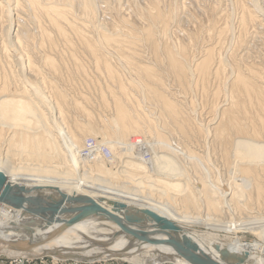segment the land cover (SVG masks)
<instances>
[{"label":"bare ground","instance_id":"obj_1","mask_svg":"<svg viewBox=\"0 0 264 264\" xmlns=\"http://www.w3.org/2000/svg\"><path fill=\"white\" fill-rule=\"evenodd\" d=\"M127 2L129 13L122 9L121 0H0V56L6 61L15 56L17 65L20 62L18 68H2L0 172L15 194L53 211L65 215L88 212L93 207L90 203L118 215L123 213L117 207L149 209L172 222L217 261L264 264V241L241 242L235 235L225 247L223 239L216 241L214 235H201L195 229V225H202L206 228L203 232L236 234L247 228L264 236V65L249 61L248 51L241 53L247 47L246 38L254 34L248 35L247 29L255 19L257 22L259 2L233 0L240 9L238 31L233 36L231 13L223 11L222 0L205 2L202 7L187 6L181 0ZM98 7L105 9L101 20L96 16ZM11 10L15 12L14 25ZM187 12L193 16L192 25L189 21L191 29L183 30L174 24L178 16L182 17L180 13ZM195 14L218 24L217 34L208 28L202 34L201 47L197 46L202 38L197 28L203 21ZM215 36L217 41H213ZM227 36L234 37L232 46L221 53ZM60 41L73 62L66 82L73 79V73L82 74L87 83L93 82L89 71L103 76L97 104L108 112V123L116 132L104 126L98 128L85 92L75 96L63 87L66 63L57 47ZM73 41L85 56L91 57L92 65L78 57ZM143 45H150L151 61L142 56ZM22 58L26 64H21ZM194 73L196 81L204 82L210 76L216 80L220 75L230 76L225 92L218 87L210 94L206 110L204 100L209 94L202 95L197 108L194 99L178 95L173 86L177 84L180 91L184 90ZM189 75L190 79L186 78ZM165 76H173L174 80ZM219 97L224 98L221 104ZM141 99L149 107L146 112L142 111ZM167 130L174 132L170 135L178 140L179 153L168 142ZM137 133H146L157 142H147L143 134L145 140L137 143L138 137L133 138ZM88 134L105 144L93 137L85 139ZM192 135L196 141V137L206 140L211 136V145L219 140V161L234 176L227 171L231 175L228 183L224 182L227 186L219 187L217 176L213 175L212 180L213 173L209 175L211 168L202 153L182 143L184 139L191 141ZM144 153L149 157L144 158ZM199 165H205L202 172ZM187 166L189 170L195 167L197 173H190ZM16 202L12 197L7 203L0 202V253L51 254L81 260L116 256L147 264L164 260L191 264L170 245L140 242L124 235L122 226L138 229L143 223L141 230L150 240L166 239L139 212L119 220L87 218L28 248L21 234L27 231L22 226H30L36 239L46 238L59 227L55 223L41 227V219ZM236 213L244 214V218L235 219ZM133 250H139L138 255ZM143 253L146 256L142 258Z\"/></svg>","mask_w":264,"mask_h":264},{"label":"rangeland","instance_id":"obj_2","mask_svg":"<svg viewBox=\"0 0 264 264\" xmlns=\"http://www.w3.org/2000/svg\"><path fill=\"white\" fill-rule=\"evenodd\" d=\"M181 1H186V5L188 6V5H196V7L197 6H199V7H202V5L204 4H206V3H210L211 1H213V0H197V2L195 1V0H190V1H187V0H181ZM196 3H195V2ZM258 2H259V6H260V8H262V10L259 8V10H260V12L261 13H258L259 12V10L256 12V15H255V17L257 18V22H256V19H255V23L254 24H256V25H249L248 27V29H247V31H248V35L250 34L251 35V33L253 34V36L251 35V36H249V38L247 37L246 39V42H247V44H246V42H245V44L247 45V47H246V49H241V53H244L245 51H248V54H249V56H250V60L249 61H251V62H254L256 65H258V66H263L264 65V47H261V45H263L264 44V42H262L261 40H263V35H264V0H257ZM187 2H188V4H187ZM195 3V4H191V3ZM203 2V3H202ZM206 2V3H205ZM100 3H102V2H100ZM246 3L249 5V3H248V1H246ZM200 4V5H199ZM121 5H122V9L123 10H125V12H128L129 13V10H130V7H128V2H127V0H121ZM222 8H223V11H228L229 13H231L230 14V22L232 23V25H233V31H231V34H232V36H233V34L235 33V34H237V29L236 28H238L237 26L238 25H236V24H238V17L240 16V9L234 4V2H233V0H222ZM262 6V7H261ZM128 9V10H127ZM194 9V8H193ZM127 10V11H126ZM103 11H105V9L103 8L102 9V11L100 10V8L98 7V10H96V16H97V18L99 19V20H101L102 19V12ZM232 11V12H231ZM236 11V12H235ZM238 11H239V13H238ZM181 15H182V17L181 16H178V19H176V21L177 22H175V24L174 25H176L177 24V26H181L182 28H183V30H189V28L191 29V25H192V22L190 21V19L192 20L193 19V16H190L191 15V13H189V12H187V14H185V13H180ZM179 14V15H180ZM260 14H262V15H260ZM260 15V16H259ZM188 16V17H187ZM195 16H197L201 21H203V23L201 24V26L199 25V27L197 28L198 29V32H200V34L201 35H199V38L200 37H202V38H200V40H199V43L197 44V46L198 47H201L203 44H201L200 43V41L202 40V41H204L203 40V36H202V34L204 35V32H206L207 31V28L210 30V31H213V32H215V34H217L216 33V31H217V26H216V24L214 23V21L212 20V18H209V19H207L206 20V18L204 19H202L200 16H198V14H195ZM262 16V17H261ZM10 17H11V19H12V22H13V25L15 24V12L13 11V10H11V14H10ZM261 17V19H259ZM186 18V19H185ZM188 18V19H187ZM183 21H185L184 23L182 22V20ZM178 20H180V23L178 24ZM260 20V21H259ZM190 21V22H189ZM188 22H189V24H191V25H189V27H188ZM205 22V23H204ZM258 22H261L263 25H260ZM208 23V24H207ZM206 24V25H205ZM210 24V25H209ZM206 26V27H204V26ZM218 25V24H217ZM209 26V27H208ZM235 26V27H234ZM257 26V27H256ZM263 26V27H262ZM175 27V26H174ZM200 28L203 30H200ZM206 28V29H205ZM253 28V29H252ZM250 29H252V30H254L253 32H251L252 30H250ZM258 29V32H255L256 30ZM260 30V31H259ZM11 31H13V29L11 30ZM202 31V32H201ZM259 33L261 34V35H259ZM257 34V35H256ZM247 35V36H248ZM259 35V36H258ZM232 36H227L228 37V39H227V42L225 43V46H224V48H223V50H222V52L221 53H224V52H227L226 50H228V49H230L231 48V46H232V41H233V38L234 37H232ZM235 36V35H234ZM261 36V37H260ZM231 37V38H230ZM255 39H254V38ZM258 40H257V39ZM215 39H217V37L215 36L214 38H213V41L215 40ZM252 39V40H251ZM231 41V44H230V46L228 45L229 43H230V41ZM257 40V41H256ZM215 41H217V40H215ZM249 41V42H248ZM256 41V42H255ZM260 41V42H259ZM228 43V44H227ZM256 43V44H255ZM259 43H261V44H259ZM263 43V44H262ZM200 44H201V46H200ZM73 45L76 47L75 48V51L77 52V54H78V57H80V59H82L83 61H85V63H87V65H89V64H91L92 65V62H91V60L92 59H90L91 57H89V56H85V54H84V50L80 47V45H78L77 44V41H73ZM228 45V46H227ZM260 45V46H259ZM148 47H146V45L144 46L143 45V47H141L142 48V50L140 51L141 52V54H142V56H144L145 58H146V60H148V61H151L152 59L150 58V57H152L153 56V53H152V51L149 49V46L150 45H147ZM57 47H59L60 49H61V60H63L65 63H66V65H65V68H63V78H64V83L62 84L63 85V87H65V88H68V90L72 93V94H74L75 96H79L80 94H82V93H84L85 92V94L89 97V107H93L92 109H91V112H92V116H93V118H94V120H97L96 121V123H97V126H98V128L99 129H101L102 128V126H104V128H110L112 131H114V132H116L117 131V129L114 127V126H112V124H109L108 123V117L110 116V115H107L108 114V112L106 111V110H104L103 109V107H101V106H99L98 104V94H99V90H98V88H99V85L98 84H100V86L101 85H103L104 86V82H105V80L102 78L103 76H101L100 74H98L96 71H89V77L92 79V81L93 82H88L87 83V81H85L84 79H83V77H82V74H76V73H73V79L72 80H70L69 82H66L65 81V76H66V74H69V72L72 70V68H73V62H72V60L70 59V57H69V55H68V51H67V49L65 48V46H64V43L62 42V41H60V42H58L57 43ZM144 47H145V49H144ZM140 48V49H141ZM63 51H64V53H63ZM144 51V52H143ZM13 52V51H12ZM143 52V53H142ZM1 55V54H0ZM88 57H89V60L88 61H90V63H88V61L86 60V59H88ZM14 58H15V56L14 57H9L8 59H7V61L6 60H4L3 58H2V56H0V80H1V78H2V76H3V73H2V68H4V70H7L10 66H12V65H15L17 68L20 66V62H19V64L17 65V60H14ZM25 58V57H24ZM25 60L22 58V60H21V64L23 65V64H26L25 62H24ZM93 70H95V69H93ZM91 72V73H90ZM47 76H49V74H47ZM101 76V77H100ZM221 77L218 79V80H216L214 77H211L210 76V79H209V81L208 80H206L205 82H204V80L202 81L201 79L199 80V81H196L197 80V76L195 75V73L193 74V76L191 77V80H189L188 81V86H185V87H187V88H185L184 87V90H182V91H180L179 89H178V86H177V84H173V86L175 87V89H176V91H178V95H183V96H185L186 98H188V99H190V98H192V99H194L195 100V102L197 103L196 105H197V108L199 107V103H200V101H201V97H202V95L204 96H206V95H208L209 94V96H206V100H204L205 102H204V104L205 103H207L208 102V100H209V102H210V100H211V97H210V94L211 93H213L218 87L220 88V90H221V92L222 91H224L225 92V86H227L226 85V80H228L229 79V74H226V75H224V76H222V75H220ZM189 77V79H190V75L189 76H187L186 78H188ZM93 78H94V80H93ZM96 79H98V82H97V80ZM165 79H167V80H170V81H173L174 79H173V76H165ZM224 85V86H223ZM222 86H223V88H222ZM42 87V86H41ZM223 92V93H224ZM208 97V98H207ZM138 98H140L139 96H138ZM220 98V99H219ZM218 99H217V101L220 103H222L223 101H224V98H221V97H219ZM109 100H110V98H109ZM142 100V99H141ZM208 102V103H209ZM98 103V104H97ZM142 103L144 104V105H142V111H144V112H146V110H147V108L149 109V107H147L146 105H145V103H144V101L142 100ZM141 103V104H142ZM220 103V104H221ZM218 103L216 102V104L215 105H217ZM98 105V106H97ZM209 105V104H208ZM200 106H201V104H200ZM204 106H206V108H204V110H206L207 108H208V106H207V104H205ZM95 107V108H94ZM204 110H203V114L205 115V113H204ZM107 113H106V112ZM197 112H200V109H198L197 110ZM150 113V112H149ZM57 115V114H56ZM150 116H154V114H152V113H150ZM204 117V116H203ZM79 118V117H78ZM100 118H102L103 120L102 121H100ZM69 123H72L71 121L69 122ZM60 125V124H59ZM166 125H169V123H166ZM156 126H157V128L158 129H161V124L160 123H156ZM56 128V127H55ZM62 128V127H61ZM168 132H169V135H166L167 137L169 136V138H167V140H168V142L172 145V147L173 148H176V150L178 151V153L180 152V150L179 149H177V146L179 145V144H177V142H178V140H176L175 138V136L173 135V137H172V135H170V134H174V132H172V131H170V130H167ZM138 134V135H137ZM137 134H135V135H133V136H131L130 138L132 139V137L133 138H135V137H138V141H137V143L138 142H140L141 140H145L144 138L146 137L147 139H146V141L148 142V141H150L151 140V136H149L148 134H146V133H143L144 134V136H142L143 134L142 133H137ZM141 137H140V136ZM147 135H148V137H147ZM94 138L95 139V137L93 136V135H90V134H88V135H86V138L85 139H90V138ZM178 138H180V137H178ZM192 138V139H191ZM195 137H193V135H192V137L190 136V140L191 141H188V140H182V143H188L189 145H190V148L192 149V150H194L195 149V151H197L198 150V152L201 154L202 153V155H204L205 156V159H206V162H208V165L210 166V168L211 169H209V171H211V173L209 174V175H211L212 173V180H213V175H214V177L215 176H217V178H216V180L219 182V187H223V186H227V184H225L227 181L226 180H228V178H231V177H234L233 176V174H232V172H231V170H229L227 167H224V165H222L221 163H220V152L222 153V151H219L220 150V143H219V140L217 141L216 140V142L214 141L213 143H215L216 144V146L218 147L217 149L214 147L215 145L212 143V145H211V143H209V142H211L212 141V137L211 136H209L208 138L211 140V141H209V139H206V140H208L207 142H206V140L204 139V138H202L201 139V137H196L197 138V140L198 141H196V139H194ZM164 139H166V138H164ZM175 139V140H174ZM202 140V141H200V140ZM204 139V140H203ZM96 140H98V142H99V144H105L103 141H101L100 139H95V141ZM152 140H154V141H156L157 142V140L156 139H154L153 137H152ZM151 140V142L150 143H152V142H154V141H152ZM195 140V141H194ZM194 141V142H193ZM176 142V143H175ZM192 142H193V144H192ZM196 142H197V144H196ZM206 142V143H205ZM200 143V144H199ZM205 145H204V144ZM207 143H208V146H207ZM194 144H196V145H194ZM193 146H194V148H193ZM195 146L197 147V146H199V147H197V148H195ZM201 146V147H200ZM203 146L205 147V148H203ZM108 147V146H107ZM108 148H110V147H108ZM204 150V151H201L202 149ZM164 151H166V152H168L169 150L168 149H164V148H162ZM161 149V150H162ZM201 149V150H200ZM207 149V150H206ZM211 149V150H210ZM216 151H215V150ZM110 150H111V148H110ZM135 150L136 149H134V150H132V152H134L133 154H135ZM157 151H159L158 149H156ZM160 150V151H161ZM213 150H214V153H213ZM207 151V152H206ZM210 153H209V152ZM211 151H212V153H211ZM83 152H85V151H83ZM132 152H131V155H133L132 154ZM149 153H150V151H149ZM217 153V154H216ZM162 154H164V153H162ZM207 154V155H206ZM212 154V155H211ZM214 154V155H213ZM219 154V155H218ZM201 156V155H200ZM218 156H219V158H218ZM143 157L144 158H148L149 157V154L147 155L146 153H144L143 154ZM182 156H179V158H181ZM203 157V156H202ZM209 158V159H208ZM215 158V159H214ZM218 158V159H217ZM208 159V160H207ZM214 159V160H213ZM212 160V161H211ZM185 163H187L186 161H185ZM202 164V163H201ZM216 165H219V166H216ZM188 167V170H189V166H187ZM192 167V166H191ZM190 167V173H192L193 171H195L196 172V169H195V167H192L191 168ZM199 167H200V169H199V171H201V167L202 168H204L205 167V165L203 166H200L199 165ZM194 168V169H193ZM215 168H218V170L216 169L215 170ZM226 168H227V170H226ZM191 169H192V171H191ZM221 169V170H220ZM204 170V169H203ZM223 170H225V171H223ZM229 170V173H231V175L227 172ZM217 171H219V172H217ZM202 172V171H201ZM197 173V172H196ZM222 173V174H221ZM202 174V173H201ZM225 174V175H224ZM236 174V173H235ZM234 174V175H235ZM228 175H229V177H228ZM224 176V177H223ZM231 176V177H230ZM236 177H240V175H236ZM237 179V178H236ZM240 179V178H239ZM239 179H237V180H239ZM225 182V183H224ZM223 183L225 184V185H223ZM228 183V182H227ZM222 185V186H221ZM226 188V187H225ZM262 210H263V213H264V208H261ZM262 213V214H263ZM238 214L236 213V215H235V217L237 216ZM240 217H242V218H244V214H242V215H239ZM239 216H237L235 219H239ZM228 218V217H227ZM233 218V217H232ZM246 218V217H245ZM228 219H230V217L228 218ZM241 219V218H240ZM239 219V220H240ZM241 221V220H240ZM196 226V230H198V231H200L199 233L201 234V235H207V236H212V235H214L213 236V238H218V239H215L216 241H221L220 239H223L222 241H223V243H226V242H230L233 238H234V236L236 235L239 239H240V241L241 242H252V243H254V242H261V241H264V236H262L261 234H258V232H253L252 230H250V229H248L247 230V228H241V230H237V232H235L236 234H233V233H227V232H223V231H219V232H203V231H205V227H203L202 225H195ZM239 231V232H238ZM212 234V235H211ZM263 243V242H262ZM223 246H225V247H227V243L226 244H223ZM12 252V251H11ZM132 253H134V254H137L138 252H139V250H133V251H131ZM13 254V253H12ZM12 254H10V255H12ZM14 256H9V255H7V254H5V253H0V264H147L148 262H143V260H134V261H130V260H127V259H125V258H123V257H116V256H114V257H107V258H93V259H87V260H81V259H77V258H73V257H68V256H62V257H54L53 255H51V254H45V255H41V256H33V255H25V254H13ZM138 255V254H137ZM146 256V254L145 253H143L142 254V258L144 257V256ZM149 255V254H148ZM151 264H153V263H151ZM156 264H175V263H173V262H170V261H161L160 263L158 262V263H156Z\"/></svg>","mask_w":264,"mask_h":264},{"label":"water","instance_id":"obj_3","mask_svg":"<svg viewBox=\"0 0 264 264\" xmlns=\"http://www.w3.org/2000/svg\"><path fill=\"white\" fill-rule=\"evenodd\" d=\"M14 198L17 200L16 204L20 205L26 211H29L31 215L37 216L41 219V227L50 226L52 224H57L59 228L54 229L50 232L49 236L42 239H36L32 235V228L28 225L22 226V228L27 232H22L23 240L25 242V246L30 248L36 245L43 243L45 240L50 239L63 231L64 229L74 225L77 222H80L87 218H111V219H121L124 217H130V214L133 212H139L148 217L157 228H159L165 235L166 239L164 241L150 240L148 238V234L145 231L141 230V226L144 225L142 223L138 224L139 228L135 229L130 227L129 225L122 226V232L124 235H127L131 240L137 239L140 242L146 243H155V244H167L172 246L177 254L190 262L191 264H224L216 259L212 258L208 254L202 252L198 246L187 237L186 233L182 232L169 220L159 216L152 210L149 209H140V208H120L117 207L116 210L122 211L123 214H116L106 208L100 206L99 204L90 203L93 205L90 211L76 213L73 215H65L60 212L53 211L47 207L40 206L35 202L25 199L13 192V186L6 182L5 175L0 172V202L7 203L10 198ZM72 200V199H69ZM131 219V218H130Z\"/></svg>","mask_w":264,"mask_h":264}]
</instances>
